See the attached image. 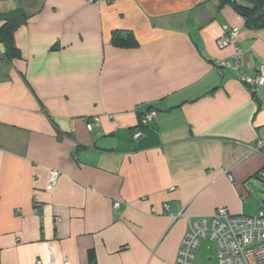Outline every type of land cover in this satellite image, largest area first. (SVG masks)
<instances>
[{
    "label": "crops",
    "instance_id": "1",
    "mask_svg": "<svg viewBox=\"0 0 264 264\" xmlns=\"http://www.w3.org/2000/svg\"><path fill=\"white\" fill-rule=\"evenodd\" d=\"M23 7L12 45L0 36V264H176L192 219L263 208L264 85L241 73L264 64V28L218 0L0 12ZM225 25L239 72L215 66L235 52Z\"/></svg>",
    "mask_w": 264,
    "mask_h": 264
},
{
    "label": "built area",
    "instance_id": "2",
    "mask_svg": "<svg viewBox=\"0 0 264 264\" xmlns=\"http://www.w3.org/2000/svg\"><path fill=\"white\" fill-rule=\"evenodd\" d=\"M101 1V0H89ZM224 35L219 45L225 47L234 44L235 52L229 60H218L217 68H231L240 71L242 49L236 43L239 27L225 25ZM3 57L0 51V60ZM242 81L251 89L258 90L264 85V64H261L255 75L241 73ZM155 110L147 112L141 119L143 125L150 124L156 117ZM96 121L99 118L95 119ZM61 171L51 168L47 189H52ZM119 206V202L114 203ZM157 212L156 209H153ZM216 244V264H264V208L257 214H232L227 208L220 207L209 215L192 219L178 249L176 264H196L199 247L204 241ZM41 264V260L37 261ZM65 264H70L67 261Z\"/></svg>",
    "mask_w": 264,
    "mask_h": 264
},
{
    "label": "trees",
    "instance_id": "3",
    "mask_svg": "<svg viewBox=\"0 0 264 264\" xmlns=\"http://www.w3.org/2000/svg\"><path fill=\"white\" fill-rule=\"evenodd\" d=\"M244 1L246 0H218L220 7L231 5L237 9L245 17L247 27L257 29L264 28V0H247L249 1L248 4H244ZM26 18L27 13L24 8H17L7 13L0 14V19H5V22L0 27V36L8 46L12 45L15 30ZM121 34V31H115L113 33V42L115 44L123 45L125 43L126 39L125 37H121ZM127 38L130 39L131 34L127 36ZM129 41L130 40H128V42Z\"/></svg>",
    "mask_w": 264,
    "mask_h": 264
},
{
    "label": "rangeland",
    "instance_id": "4",
    "mask_svg": "<svg viewBox=\"0 0 264 264\" xmlns=\"http://www.w3.org/2000/svg\"><path fill=\"white\" fill-rule=\"evenodd\" d=\"M22 1L25 4L28 0H0V8H6L9 3ZM24 8V7H23ZM26 11V9L24 8ZM0 14H2L0 12ZM261 192H259L261 198L264 200V185H260ZM264 207V201L263 205ZM217 247L212 241H204L199 247L196 256V264H216Z\"/></svg>",
    "mask_w": 264,
    "mask_h": 264
}]
</instances>
